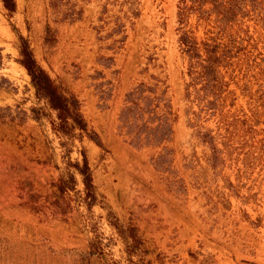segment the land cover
Segmentation results:
<instances>
[{
    "label": "rangeland",
    "instance_id": "rangeland-1",
    "mask_svg": "<svg viewBox=\"0 0 264 264\" xmlns=\"http://www.w3.org/2000/svg\"><path fill=\"white\" fill-rule=\"evenodd\" d=\"M133 11V48L166 79L179 118L161 147L128 142L101 112L109 94L99 111L55 79L88 124L57 131L59 111L19 61L31 24L0 0V264H264V157L246 164L235 141L208 159L188 123L178 0H133Z\"/></svg>",
    "mask_w": 264,
    "mask_h": 264
},
{
    "label": "trees",
    "instance_id": "trees-1",
    "mask_svg": "<svg viewBox=\"0 0 264 264\" xmlns=\"http://www.w3.org/2000/svg\"><path fill=\"white\" fill-rule=\"evenodd\" d=\"M4 3L15 13L16 0ZM178 7L191 123L218 161L224 151L238 150L235 141L242 143L246 164L263 158L264 129L259 127L264 125V0H178ZM21 40L19 61L39 94L59 111L54 128L66 134L75 128L88 130L80 100L67 95L40 64L24 35ZM175 119L170 101L157 85L141 83L128 93L122 121L136 145H157L172 138ZM206 122H214L218 130L212 131Z\"/></svg>",
    "mask_w": 264,
    "mask_h": 264
},
{
    "label": "crops",
    "instance_id": "crops-1",
    "mask_svg": "<svg viewBox=\"0 0 264 264\" xmlns=\"http://www.w3.org/2000/svg\"><path fill=\"white\" fill-rule=\"evenodd\" d=\"M16 1L15 14L23 15L25 21L31 24L28 32L31 34V44L36 57L55 79L68 87L69 92L80 93L89 98L99 111L100 96L109 94L105 99L106 106L101 112L113 119L119 117L120 133L125 134L128 142L137 148L161 147L175 137V123L179 119L175 113L173 137L157 145H136L133 135L124 127L122 121L127 95L141 83L157 85L159 92H164L166 99L170 101L172 110L174 107L171 96H168L169 86L166 79L152 71L153 60L147 57L144 60L139 53L140 48H133L132 23L140 16V11H133V0ZM184 58L186 59L185 56ZM153 64L156 66V63ZM185 100L188 104L186 97ZM188 123L194 128L200 141L206 145L198 135V129L191 123L189 114ZM208 156L213 163L212 149ZM157 159L158 156L154 157L156 165L159 164ZM157 166L163 167L161 163ZM118 176H124L123 168H118Z\"/></svg>",
    "mask_w": 264,
    "mask_h": 264
}]
</instances>
